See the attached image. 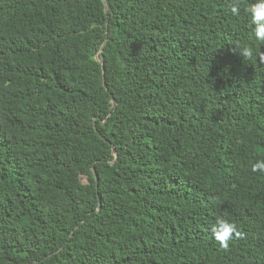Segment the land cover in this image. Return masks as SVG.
I'll list each match as a JSON object with an SVG mask.
<instances>
[{"label": "trees", "instance_id": "16d2710c", "mask_svg": "<svg viewBox=\"0 0 264 264\" xmlns=\"http://www.w3.org/2000/svg\"><path fill=\"white\" fill-rule=\"evenodd\" d=\"M232 2L0 0V264H264V58L236 50L264 44Z\"/></svg>", "mask_w": 264, "mask_h": 264}, {"label": "clouds", "instance_id": "9594fccd", "mask_svg": "<svg viewBox=\"0 0 264 264\" xmlns=\"http://www.w3.org/2000/svg\"><path fill=\"white\" fill-rule=\"evenodd\" d=\"M240 4L241 0H233L230 6L231 14H239ZM244 11L249 15L254 40L257 44H264V0H251L244 7ZM236 50L240 56L247 60H252L254 57L264 58L258 49L250 43L238 44ZM251 171L264 173V159H259L252 163ZM211 231L213 239L223 250H227L233 240L243 237V233L238 229L237 225L225 217H218Z\"/></svg>", "mask_w": 264, "mask_h": 264}, {"label": "water", "instance_id": "95a60500", "mask_svg": "<svg viewBox=\"0 0 264 264\" xmlns=\"http://www.w3.org/2000/svg\"><path fill=\"white\" fill-rule=\"evenodd\" d=\"M107 9V8H106ZM104 44H105V42L102 44V46L100 47V56L97 58L98 59V61L100 62V64H102L103 65V63H104V56H103V54H102V52H103V49H104ZM104 71V70H103ZM103 84H104V86L106 87V89H107V86H106V84H105V79H104V77H103ZM112 101L113 102H115V99L112 97ZM113 152L114 153H116V149L113 147ZM97 176V175H96Z\"/></svg>", "mask_w": 264, "mask_h": 264}, {"label": "bare ground", "instance_id": "6f19581e", "mask_svg": "<svg viewBox=\"0 0 264 264\" xmlns=\"http://www.w3.org/2000/svg\"><path fill=\"white\" fill-rule=\"evenodd\" d=\"M203 264V263H202ZM208 264V263H207Z\"/></svg>", "mask_w": 264, "mask_h": 264}]
</instances>
